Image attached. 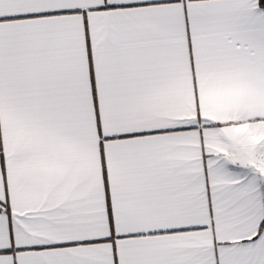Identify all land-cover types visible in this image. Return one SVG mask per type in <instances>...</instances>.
I'll return each mask as SVG.
<instances>
[{
    "label": "snow or ice",
    "instance_id": "obj_1",
    "mask_svg": "<svg viewBox=\"0 0 264 264\" xmlns=\"http://www.w3.org/2000/svg\"><path fill=\"white\" fill-rule=\"evenodd\" d=\"M0 264H264V0H0Z\"/></svg>",
    "mask_w": 264,
    "mask_h": 264
}]
</instances>
